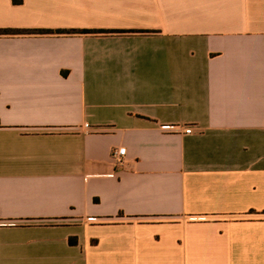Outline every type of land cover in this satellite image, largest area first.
I'll return each instance as SVG.
<instances>
[{
	"label": "crops",
	"instance_id": "obj_1",
	"mask_svg": "<svg viewBox=\"0 0 264 264\" xmlns=\"http://www.w3.org/2000/svg\"><path fill=\"white\" fill-rule=\"evenodd\" d=\"M7 28L98 32L0 33V264H264V0H0Z\"/></svg>",
	"mask_w": 264,
	"mask_h": 264
},
{
	"label": "trees",
	"instance_id": "obj_2",
	"mask_svg": "<svg viewBox=\"0 0 264 264\" xmlns=\"http://www.w3.org/2000/svg\"><path fill=\"white\" fill-rule=\"evenodd\" d=\"M17 3L23 2V0H14ZM98 32L90 29H15L7 28L0 29V33L3 34H75V33H89ZM72 244L77 243V238L73 237L70 239Z\"/></svg>",
	"mask_w": 264,
	"mask_h": 264
},
{
	"label": "built area",
	"instance_id": "obj_3",
	"mask_svg": "<svg viewBox=\"0 0 264 264\" xmlns=\"http://www.w3.org/2000/svg\"><path fill=\"white\" fill-rule=\"evenodd\" d=\"M89 127V124H86ZM161 129L167 132L180 131L181 129L186 134L194 133L193 125H180V124H162ZM127 149L125 147H115L112 150V157L114 159L117 168H123L125 166V156Z\"/></svg>",
	"mask_w": 264,
	"mask_h": 264
}]
</instances>
